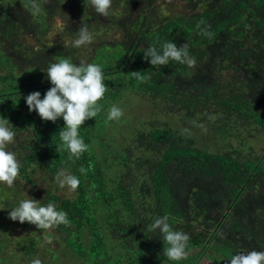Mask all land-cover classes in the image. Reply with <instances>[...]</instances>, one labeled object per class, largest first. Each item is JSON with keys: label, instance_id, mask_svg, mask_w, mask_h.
Listing matches in <instances>:
<instances>
[{"label": "trees", "instance_id": "obj_1", "mask_svg": "<svg viewBox=\"0 0 264 264\" xmlns=\"http://www.w3.org/2000/svg\"><path fill=\"white\" fill-rule=\"evenodd\" d=\"M59 1L80 5L82 17H95V12L85 11V0ZM37 2L40 11L35 13L29 0H0V118H7L17 135L27 137L21 146L10 145L21 162L20 182L32 186L37 171L54 178L65 169L80 185L69 195L60 194L54 181L45 188L41 205L55 203L58 211L68 214L71 226L43 232L19 223L36 232L33 238L26 236L30 243L25 255H32L38 243L53 251L50 256L73 249L80 264H160L167 258L168 245L148 226L165 215L174 231L189 235L186 250L198 248L196 258L212 240L224 247L235 244L234 255L264 250V150L258 154L251 145L246 150L240 138L239 146L213 150L167 123L147 119L133 126L131 114L124 111L120 120L107 121L109 108L125 107L129 101L122 102L123 98L128 100L133 93L153 102V115L172 114L193 120L194 126H212L209 130L221 138L264 132V0H186L192 9L202 3V10L156 23L134 16L129 1L123 40L88 46L93 52L85 61L102 67L109 90L99 101L102 111L79 129L89 145L79 159H69L59 150L63 119L42 121L25 103L28 94L39 91L43 99L51 87L44 72L51 62L68 58L79 66L74 58L77 48L71 46L78 29L65 25L64 35L70 37L65 46L43 40L53 4ZM197 25L208 26L210 35L198 34ZM25 32L34 38V46L20 41ZM169 41L177 47L187 42L200 65L189 69L171 61L155 68L143 59L146 47L160 48ZM244 41L253 45L245 46ZM232 61L247 70L234 85L229 76L224 80L213 74L217 65ZM130 72H139L143 79ZM89 163L92 169L81 174L79 169H88ZM23 183L18 184L20 190ZM3 201L0 254L7 247L8 212L18 206L16 201ZM46 236L55 238L59 247L45 244Z\"/></svg>", "mask_w": 264, "mask_h": 264}, {"label": "clouds", "instance_id": "obj_2", "mask_svg": "<svg viewBox=\"0 0 264 264\" xmlns=\"http://www.w3.org/2000/svg\"><path fill=\"white\" fill-rule=\"evenodd\" d=\"M112 3L113 0H88L89 7L102 17L110 14ZM29 5L35 13L40 11L37 0H29ZM207 27L197 25L198 34L210 35ZM76 32L77 37L71 42L73 48L88 47L93 43L94 37L86 25H80ZM143 59L155 68L168 66L171 61L186 65L189 69L197 67V61L190 55L187 42L179 47L171 41L164 42L160 48L148 46L143 50ZM44 72L51 87L45 92L43 99L40 98L39 91L24 97L28 111H35L42 121L55 123L58 118H62L64 130L59 132L61 141L59 150L66 151L69 159H79L89 150V145L81 138L79 129L85 121L97 117L102 111L99 101L109 90L102 67L83 60L77 66L68 58H62L57 62H51ZM130 74L134 78L143 79L139 76V72H130ZM123 115V110L113 105L108 110L107 121H118ZM16 135L15 128L9 120L0 118V185L8 188L14 187L21 168L17 154L9 150V145L15 143ZM91 169L92 164L89 163L88 169L81 167L79 171L86 175ZM53 180L60 189H67L69 192H75L80 185L77 176L68 173L65 169L58 170ZM8 218L20 224L27 222L35 225L43 232H51L60 225L71 226L68 214L65 211H58L55 203L41 205V201L33 198L21 200L18 206L8 212ZM168 220L169 217L166 215L156 217L148 226V230L158 233L168 245L164 255L169 261L187 259L189 252L186 249L190 237L185 232L174 231ZM44 243L51 244L52 239L45 237ZM229 262L230 264H264V250L241 251L233 255ZM30 264H42V261L33 258Z\"/></svg>", "mask_w": 264, "mask_h": 264}, {"label": "rangeland", "instance_id": "obj_3", "mask_svg": "<svg viewBox=\"0 0 264 264\" xmlns=\"http://www.w3.org/2000/svg\"><path fill=\"white\" fill-rule=\"evenodd\" d=\"M129 1H132V3L134 4V8L130 10V12L133 13L134 16L138 17L139 15H142L147 20L148 17H150L152 18V21L155 20L154 23L162 21V19L164 20L170 17H174L175 15L179 14H184L186 16H188L189 14L192 15L193 13L201 11L203 8L202 3H200L195 9L189 8V4L186 3V0H170V2L169 0H136V2H133L135 0H113L112 7L109 10L110 14L107 17H102L95 13V17L92 16L91 18H88L84 16L82 17V15L80 14V5L74 7L72 4L60 2L59 0H49L48 3L53 4V7L49 9L50 24L45 35L42 36L43 40L49 42L51 45L53 44V46H65L67 43H70V37L68 36V34L64 35L66 24H68L69 27L71 26L73 30L78 29L80 25H86L94 37L92 43L93 45L98 46L105 43L110 44V42L120 40L123 38L122 29L125 28V26L128 24L127 21L130 17L128 15L130 12L125 14V9ZM83 6L85 11L94 12L89 7L88 0H85ZM26 16L27 18H29V15L27 13ZM29 22L30 19L27 20V23ZM20 41L22 43L30 42V45L33 46L36 43L34 38L27 32L22 33L20 35ZM244 42L245 46L247 45L249 47L250 45H253L252 42ZM92 52L93 48H77L74 52V58H76L77 62H80L82 60L85 61L87 54H91ZM217 59L219 60V58ZM18 63L20 62L18 61ZM198 65L200 64L197 63V67ZM246 72L247 70H245L241 65H237V63L232 61L228 62V64L221 63L217 65L213 74L216 77H223L224 80L225 78L229 79V76L230 83L234 85L237 82H241L243 80L244 74ZM142 96L143 95L137 96L132 93V95H129L128 100H126V97H124L122 100V102L129 101L126 103L125 107L119 104H115L117 107L121 108L126 114H131L129 121H133V126L140 124L144 120L150 119L148 123H167L177 133L191 136L195 139L197 144L213 150L218 148L224 149V147H227L228 144L233 146H239L238 138H240V140L242 141L241 144H243L244 149L248 150L249 145H251L258 154L263 153L264 132L261 130L254 131L253 135H249L248 133H241V137L231 135L229 139L221 138L222 135L220 137L218 136L219 134H216L214 133V131L209 130V127L212 128V126L207 125L206 128L202 125L194 126L195 122L193 120L191 121L189 119H182L172 114L162 113L160 115H153V102L148 97ZM133 126L132 128H135ZM185 129H187V131H185ZM212 134L214 136H212ZM127 135H129V133ZM15 142L17 144H20L21 146V144H25L27 142V137L23 133H21L16 136ZM9 150L13 151V147L10 145ZM35 179L37 183L32 186L25 184L22 181L20 182L19 177L15 182L14 187L12 188L0 185V208L3 207L2 205H5L3 201L5 199L13 200L18 203L21 200L28 198H33L39 201L43 199L45 188L50 187L54 180L51 176H48L42 173L41 171H37ZM19 183H23L24 185L21 190L18 186ZM59 193L62 195L70 194L67 189L60 188ZM6 220V226L4 227V229H7V235H5V237L8 248L6 247L4 254H0V264H30L33 258L40 259L42 261V264H45L44 262H47L46 264L81 263V260H79L80 257L73 249L67 248L66 250H64V252L62 251L56 256H50L53 251L43 250L41 244L38 243L36 248H34L35 251L33 250L32 252L33 254L26 256L25 253L27 250V246L28 243H30L29 239L26 236L33 238L36 235L35 231L31 233L34 228H24L19 224V222H17L18 224H14L13 221L9 220V218ZM50 238L52 239V248H58L59 244L56 243L55 238ZM227 247L218 245L214 240H212L205 247L204 254L200 256V258L194 257L198 251V248H195L189 251L187 259L181 261H169L166 258L162 260L160 264H230L229 260L234 255L233 249L236 248V245L232 244L228 245ZM35 253H37V257L35 256Z\"/></svg>", "mask_w": 264, "mask_h": 264}]
</instances>
